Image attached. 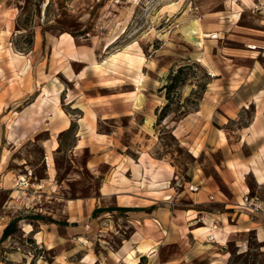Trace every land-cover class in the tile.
<instances>
[{
	"label": "rangeland",
	"instance_id": "1",
	"mask_svg": "<svg viewBox=\"0 0 264 264\" xmlns=\"http://www.w3.org/2000/svg\"><path fill=\"white\" fill-rule=\"evenodd\" d=\"M234 13H239L237 20L230 17ZM194 19L202 31L218 36L197 43L196 35H183L179 27ZM125 51L141 55L140 66L105 62L111 54ZM139 74L141 83L136 85ZM255 94L264 96V13L254 10L251 0H0L3 171L9 169L17 176L12 177L16 187L24 184L19 174L31 181H38L48 169L57 172V180L78 176L72 182L65 180L61 187L71 190V197L93 196L100 206L92 213L79 210L70 215L60 207L65 200L54 205L39 198L35 201L39 208L32 209L31 201L21 200L30 192L29 186L35 185L18 188L13 194L20 199L0 210V222H12L7 235H0V264H110L109 256L133 230L129 220L140 218L124 210L101 212L112 208L114 200L99 197L98 190L104 181L113 190H122L121 183L131 177L124 173L128 165L132 175L139 176L134 164L138 150L148 160L155 159L153 164L160 159L152 178L166 175L164 170L171 174L162 180L170 192L144 194L165 198L163 207L179 209L185 218L193 216L194 210L187 211L192 207L175 204L168 195L192 191L188 170L196 166L193 154L198 150H202L198 163L217 161L222 153L213 149L215 139L221 144L227 136L236 146L239 137L244 138L254 116L251 101ZM255 100L258 107L260 100ZM261 102L264 105V98ZM57 107L70 125L56 134L64 127ZM198 110L203 118L213 113L211 123L202 124ZM94 117L97 132L111 131L114 137L108 141L109 150L99 149L105 153L102 161L86 167L88 154L73 151L74 134L77 121L87 122L92 130ZM146 117L152 118L153 130L146 126ZM48 139L58 142L57 147L54 141L57 149L51 153ZM241 150L247 155L248 145ZM21 162L25 168L19 166ZM109 162L117 163L115 170ZM257 192L252 188L249 194ZM5 195L0 191V203ZM133 200L121 196L118 203ZM239 210L244 219L257 216ZM149 217L147 223L158 224ZM30 219L47 224L38 225L40 221L35 220L34 231L25 233L19 224L25 228ZM158 228L166 234L165 228ZM207 248L212 247L200 246L199 253L213 257V252L221 253ZM226 252L217 257V264H264V243L251 230L227 243Z\"/></svg>",
	"mask_w": 264,
	"mask_h": 264
},
{
	"label": "crops",
	"instance_id": "2",
	"mask_svg": "<svg viewBox=\"0 0 264 264\" xmlns=\"http://www.w3.org/2000/svg\"><path fill=\"white\" fill-rule=\"evenodd\" d=\"M213 33L218 36V33ZM262 98L264 96L258 94L253 96L252 99L254 100L251 101V104L254 106L253 119L245 130L244 138L241 135L236 146L230 142L227 136L221 144H216L217 139L212 142L211 145H214L213 149H220L222 153V157L219 160L212 162L207 160L208 162L205 161V164H202L198 163L202 150H198V154H193L196 166H192L188 170L189 179H187V183L197 186L196 191L184 189L176 192L174 197L168 195L175 204L182 202L186 208L192 207L193 209H188L187 211L194 210L196 214L193 216L185 218L184 215L178 213L179 209L174 208L170 210L168 207H163L167 204L165 198H152L144 194V192H170L171 189L165 186L162 180L167 179L166 177H169L171 174L167 170H164V174L166 175L152 178L150 174L160 163V159H156L157 163L153 164V160L155 159L150 157V160H148L142 156L141 150L137 151V159L134 161V164L138 167L139 176H133L131 168L128 165L124 173L129 174L131 177H126L128 182L121 183L120 187H122V190H113L110 182L104 181L101 183L98 190L99 197H112L114 200L112 208L101 209V212L124 210V213L135 218H140L135 220L136 222L129 220L133 230L128 238L122 240L118 251L109 256L110 264H210L214 261L217 264L220 261L217 257H224L227 253L226 244L242 231H254L257 241L264 243V211L253 212L257 213L255 217H248L246 214L248 218L244 219L242 217L244 213H240L237 205L240 202L239 197L246 192L252 191V188L258 190V192L260 191V193L257 192L255 194L264 202V194L261 193L264 192V178H258L260 175L264 177V105L261 104ZM255 99L260 100L258 107H256ZM91 111L95 115V111L93 109ZM199 113H201V110L197 111V118L200 117ZM83 118L84 110L81 119ZM200 118L202 119L200 121L202 124L211 123L213 113L205 118L203 116ZM106 119L108 117H103V120ZM55 122L58 127L59 120L56 119ZM77 125L78 129L74 134L73 151L86 152L88 156L84 165L88 167L91 164L92 167H95V163L97 164V162L102 161V157L105 154L103 150L101 151L99 149L103 148L105 150L108 148L107 150H109L108 141L114 135L111 131L98 133V121L97 118L95 120V117L92 130L88 128L87 122L77 121ZM67 128H60V130L56 131V134L63 132ZM96 135L103 136L104 140L102 141L101 138H97ZM54 141L58 147L57 140L48 139V144H50L48 151L50 153L57 149V147L53 148ZM245 144L249 147L247 155H244L241 150V147ZM43 145L45 147L46 144ZM2 163L0 160V191H4L6 195L0 203V210L3 208L9 209L13 202L20 199L16 197L17 194H13L14 192L20 191L19 189L26 190L32 184L35 187L29 186L28 189H31L30 192L21 200L22 203H26L27 200L31 201L29 203H32V209L39 208V202H35L39 201V198H47L45 201L53 203L54 205L55 203L60 204V200H65L60 207L62 206L70 215L72 213L77 215L79 210L92 213L100 209L99 204H97V198L93 196L84 198L78 197V195L71 197V190L70 192H66L67 190L61 187V184L65 180L72 182L77 180L78 176L76 178L71 177L65 178L64 180H57V172L55 170L51 172L48 169L43 176L37 179L38 181H31L29 176L24 174L27 184L25 183L16 187L12 178L15 174L8 171L9 169L3 171L5 166H2ZM109 164L111 169L113 167L114 170L116 169V162L113 164L109 162ZM19 166L25 168V163L21 162ZM120 174L118 175V179H120ZM16 177L14 181H16ZM18 177H23V175L19 174ZM243 184L246 188H243ZM116 187L118 186L114 185V188ZM127 187H131V190H128ZM63 190L64 192H62ZM65 193H68L66 194L67 196H65ZM121 196L131 197L134 199V202L118 203V198ZM139 199L147 200L148 203L136 202ZM102 207H107V205H103ZM165 211L169 212V214H165ZM145 214L148 217H145ZM1 216L0 218H2ZM47 216L54 219L50 213ZM149 216H153L158 224L154 222L151 224L147 223L146 221H151ZM30 220L25 225H29L31 227L30 231H34L33 225L35 224V220L40 221V219ZM9 222L10 220L0 222L1 236ZM42 222L47 224V221H40L37 224L39 225ZM198 224L201 225L198 226ZM212 224L218 230L217 238L212 236L210 232H204ZM158 225L161 228H165L166 234H162L159 231ZM19 227L23 232L27 233L24 230L23 224L20 223ZM142 245H148L146 252L140 251ZM200 246H210L212 248H207L206 250L217 249L221 253L213 252L215 254L214 257L208 256L207 253H199ZM91 264H94V262H91Z\"/></svg>",
	"mask_w": 264,
	"mask_h": 264
},
{
	"label": "bare ground",
	"instance_id": "3",
	"mask_svg": "<svg viewBox=\"0 0 264 264\" xmlns=\"http://www.w3.org/2000/svg\"><path fill=\"white\" fill-rule=\"evenodd\" d=\"M230 17L231 18H235V19L236 18H239V13L231 14ZM179 28H180L181 33L183 35L189 37V38H194L195 35H196L197 37H195V38H197V40H198V41L196 40L197 43H199L202 39H204V37L212 36V33H208V32L202 31L201 26L198 23L197 19H194V20L188 22L187 24H183ZM142 58L143 57L141 55L137 54V53H131L129 51H125V52H116V53L111 54L110 55V58H108L107 60H105V62H107L108 64L113 65V66L116 63H119V62H124L125 64L130 65V66H133L136 63H139V66H140V63L142 61ZM101 65L102 64H98L97 67H102ZM139 66H137V67L139 68ZM98 69H100V68H98ZM137 74H138V72H137ZM141 76L142 75L139 74V77H137V79L135 80L136 85H139L141 83ZM56 98H58V97L56 96ZM57 108H58V114L60 115V117L63 120V122H62L63 123V126H64L63 128H67L68 123H69V120L65 116L64 112L62 111V109H60L59 107H57ZM145 124H146V126L150 130H153V127H152V118L151 117H146ZM258 178L261 179V178H264V177H261V175H260ZM166 198H168V197H166ZM25 228H26L27 233L30 232L31 227L29 225H27V227H25ZM204 232H207V233L210 232L216 238L218 236V230L216 229V226L215 225H211V227L208 228V229H206ZM147 248H148V245H142L140 247V251L146 252L147 251ZM128 257H130V256H128Z\"/></svg>",
	"mask_w": 264,
	"mask_h": 264
},
{
	"label": "built area",
	"instance_id": "4",
	"mask_svg": "<svg viewBox=\"0 0 264 264\" xmlns=\"http://www.w3.org/2000/svg\"><path fill=\"white\" fill-rule=\"evenodd\" d=\"M251 7L259 12L264 13V0H251ZM211 37H216V34H212ZM21 184L26 183L24 177L19 179ZM189 188L192 191H196L197 187L190 185ZM262 199L258 195H250L249 192L244 193L241 196V201L237 204L239 208L245 209L246 211L253 212H262Z\"/></svg>",
	"mask_w": 264,
	"mask_h": 264
},
{
	"label": "trees",
	"instance_id": "5",
	"mask_svg": "<svg viewBox=\"0 0 264 264\" xmlns=\"http://www.w3.org/2000/svg\"><path fill=\"white\" fill-rule=\"evenodd\" d=\"M160 114H161V117H162L163 116L162 112ZM11 223L12 222H9V224L5 227L2 237L7 235V232L9 231V229L11 227Z\"/></svg>",
	"mask_w": 264,
	"mask_h": 264
}]
</instances>
